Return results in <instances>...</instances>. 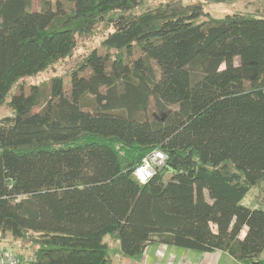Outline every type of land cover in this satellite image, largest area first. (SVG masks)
Returning <instances> with one entry per match:
<instances>
[{"label": "trees", "instance_id": "obj_1", "mask_svg": "<svg viewBox=\"0 0 264 264\" xmlns=\"http://www.w3.org/2000/svg\"><path fill=\"white\" fill-rule=\"evenodd\" d=\"M41 1L0 0V244L31 248L27 264H110L106 237L127 257L163 243L262 264L264 209L242 201L264 187V17ZM101 22L104 51L73 69L69 94L57 75L8 99ZM156 148L166 162L141 183L135 168Z\"/></svg>", "mask_w": 264, "mask_h": 264}, {"label": "rangeland", "instance_id": "obj_2", "mask_svg": "<svg viewBox=\"0 0 264 264\" xmlns=\"http://www.w3.org/2000/svg\"><path fill=\"white\" fill-rule=\"evenodd\" d=\"M172 1L181 2L183 5L201 2L206 15H202L199 18H196V23L202 22L207 15L220 18L226 16L227 14L251 13L257 16L264 17V0H234L225 2H217L213 0H143L141 4L133 8L131 11L135 13H142L160 6H165ZM41 2V0H33L32 9H42ZM112 30L113 29L106 22L99 23L94 29L92 35L78 37L77 45L70 55L61 57L53 65L39 72L35 76H30L15 82L7 96L8 99H10V97L18 91L19 84H21L22 82L26 84V89H29L30 85L32 84H48L51 78L57 75L63 76L65 90L67 94H69V92L71 91V73L73 69H75L78 63L83 61L84 58L94 49H98L100 52H103L104 49L102 47V43L107 37L108 33ZM88 73H90L89 70L86 72V74ZM149 106L153 115L157 117L164 116L165 113L160 109V106H158V101L156 100V98L151 99ZM10 111L11 110L7 102L1 104L0 118L9 115ZM256 193L257 188L251 189V191L243 199V203L248 206H255L256 201L254 202V199H256ZM106 239L110 242V252L112 256L114 257L116 255L115 257H117L119 252L121 253L118 243L113 240H109V237H106ZM1 240L2 241L0 247H8L13 251L18 252V245H20L19 241H16L10 235H7L6 237H4V239ZM181 249H184V247H181ZM193 251L199 250L193 249ZM31 253L32 252L30 248L29 251H27L23 256L26 258H30ZM262 257V264H264V251L262 253Z\"/></svg>", "mask_w": 264, "mask_h": 264}, {"label": "crops", "instance_id": "obj_3", "mask_svg": "<svg viewBox=\"0 0 264 264\" xmlns=\"http://www.w3.org/2000/svg\"><path fill=\"white\" fill-rule=\"evenodd\" d=\"M255 201V206L251 207H261L264 209L263 186L257 188ZM245 232L244 230L242 235ZM262 253L259 259L263 261ZM115 256L113 257L111 254L110 264H245L222 250L210 252L193 251V249H181L179 246L163 243H151L142 254L134 257H127L120 252L117 257ZM27 259L29 261L30 258Z\"/></svg>", "mask_w": 264, "mask_h": 264}, {"label": "built area", "instance_id": "obj_4", "mask_svg": "<svg viewBox=\"0 0 264 264\" xmlns=\"http://www.w3.org/2000/svg\"><path fill=\"white\" fill-rule=\"evenodd\" d=\"M167 154L159 149L148 152L136 166L134 175L141 183H146L154 174L155 168L164 165ZM28 259L8 247H0V264H27Z\"/></svg>", "mask_w": 264, "mask_h": 264}, {"label": "bare ground", "instance_id": "obj_5", "mask_svg": "<svg viewBox=\"0 0 264 264\" xmlns=\"http://www.w3.org/2000/svg\"><path fill=\"white\" fill-rule=\"evenodd\" d=\"M157 169H158V168H155V172L157 171ZM155 172H154V174H155ZM154 174H153V175H154Z\"/></svg>", "mask_w": 264, "mask_h": 264}, {"label": "water", "instance_id": "obj_6", "mask_svg": "<svg viewBox=\"0 0 264 264\" xmlns=\"http://www.w3.org/2000/svg\"><path fill=\"white\" fill-rule=\"evenodd\" d=\"M253 264H259L258 262H255V263H253Z\"/></svg>", "mask_w": 264, "mask_h": 264}]
</instances>
